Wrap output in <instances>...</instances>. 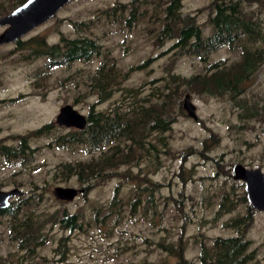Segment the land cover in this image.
I'll use <instances>...</instances> for the list:
<instances>
[{
    "label": "rangeland",
    "instance_id": "rangeland-1",
    "mask_svg": "<svg viewBox=\"0 0 264 264\" xmlns=\"http://www.w3.org/2000/svg\"><path fill=\"white\" fill-rule=\"evenodd\" d=\"M64 104L97 125H58ZM234 163L264 173V0H70L0 44V188L21 192L0 264H198L225 237L264 264V211ZM56 185L81 191L61 201Z\"/></svg>",
    "mask_w": 264,
    "mask_h": 264
},
{
    "label": "water",
    "instance_id": "water-1",
    "mask_svg": "<svg viewBox=\"0 0 264 264\" xmlns=\"http://www.w3.org/2000/svg\"><path fill=\"white\" fill-rule=\"evenodd\" d=\"M70 0H23L11 11L0 16V26L4 29L0 33V44L16 40L33 27L43 23L55 14L63 5ZM181 108L192 115L193 106L189 95L185 94L181 101ZM85 117L76 111L71 105H62L55 122L66 127L83 128ZM231 178L239 180L243 184L245 199L254 210L264 211V173L259 167H246L240 163L230 166ZM81 189L70 186L56 185L52 189L55 199L69 201L73 199ZM21 192L16 188L8 190L0 188V209L9 205V200Z\"/></svg>",
    "mask_w": 264,
    "mask_h": 264
},
{
    "label": "trees",
    "instance_id": "trees-1",
    "mask_svg": "<svg viewBox=\"0 0 264 264\" xmlns=\"http://www.w3.org/2000/svg\"><path fill=\"white\" fill-rule=\"evenodd\" d=\"M22 1L23 0H18L16 5L20 4ZM224 26L225 23L223 22L222 19V21H219L218 28L224 30L225 29ZM191 32L192 29L190 26L181 28L180 37L185 36V34H187L186 36H188L189 34H191ZM74 49L76 50L79 49V46L76 45ZM250 62L251 65L249 69L252 70L255 67V61L251 59ZM100 70L101 71L103 70V66L100 67ZM248 80L249 78H244V77L237 79V82L240 84V89H244V87L248 86V84H246ZM216 85L221 86L222 83L221 82L216 83ZM86 119H89L90 121H92V123L97 125L93 117L86 116ZM51 125H52L51 122H49V124H47L46 127H50ZM3 149L6 150V147ZM21 149L22 148L20 146V151ZM100 174H101L100 180H104V179L106 180L111 176L115 175V173L112 172H105V173L100 172ZM90 180H91L90 176H84L83 173H80V171L78 172V177L76 181L78 182V184H80V187H82L84 192L89 190L91 186L92 187L95 186V184L88 183ZM148 194H151V192ZM10 210H11V206L8 205L5 209H0V213H5ZM60 221L63 225L68 227H71L74 224V219L71 215L62 217ZM247 246H248V242L242 237L215 238L212 240V247L214 249L212 258H209L207 254L203 252L201 253V255H199L197 262L198 264H245L247 259H251L250 255L246 253ZM164 249L169 252L175 251L171 246H164ZM178 250L179 247L177 248L176 251V255L179 257V252H181V250L179 251ZM176 264H190V263H186L184 260L178 259V262Z\"/></svg>",
    "mask_w": 264,
    "mask_h": 264
}]
</instances>
